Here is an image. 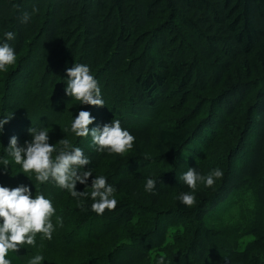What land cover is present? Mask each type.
<instances>
[{
    "label": "trees",
    "instance_id": "trees-1",
    "mask_svg": "<svg viewBox=\"0 0 264 264\" xmlns=\"http://www.w3.org/2000/svg\"><path fill=\"white\" fill-rule=\"evenodd\" d=\"M24 12L31 13L28 23H21ZM3 31L15 33L9 43L17 59L0 73V115L12 114L0 133V156L6 155L3 148L10 136L22 144L25 121L31 124L42 117L39 107L44 115L52 114L51 124L56 103L66 112L75 109L66 116L67 126L61 125L63 135L84 148L91 161L85 167L106 175L118 200L113 210L97 215L87 207L91 200L77 201L31 176L33 190L53 201V224L56 216L62 224L51 240L39 241L37 234L38 247L25 246L28 251L21 249L14 264H28L39 253L43 264H155L161 255L166 264H226L230 257L246 258L250 264L261 258L264 264V0H0ZM75 63L90 66L105 105H78L64 95L65 67ZM172 82L179 87L172 96H177L176 103L169 99ZM248 98L253 101L244 123L240 127L237 115V123L230 125L239 133L237 140L217 154L222 157L218 163L226 160L219 185L192 206L180 204L176 196L189 191L179 179L184 166L200 171L215 143L218 131L208 121L222 115L225 125V116H233ZM182 105H188L186 113ZM79 108L89 109L98 124L110 121L108 113L121 114L112 119L135 135V154L125 158L124 153H97L85 138L75 137L69 125ZM142 109L168 117L163 127L152 129L155 135L147 126H124L127 116ZM202 113L207 116L202 118ZM252 135L248 159L236 169L233 162ZM18 171L10 160L9 170L0 171V184H30L28 174ZM147 177L157 179L155 194L144 191ZM76 188L86 192L89 185L77 182ZM220 191L222 198L228 197L227 191L235 193L234 203L249 192L255 205L246 210L238 202L226 219H219L225 223L237 218L236 211H250L245 224L252 242L243 251L228 250L216 258L213 247L222 239L206 213ZM169 220L184 231L166 245Z\"/></svg>",
    "mask_w": 264,
    "mask_h": 264
},
{
    "label": "clouds",
    "instance_id": "clouds-1",
    "mask_svg": "<svg viewBox=\"0 0 264 264\" xmlns=\"http://www.w3.org/2000/svg\"><path fill=\"white\" fill-rule=\"evenodd\" d=\"M32 11H36L35 6ZM30 18L31 13L24 12L21 23L30 22ZM14 40L13 31L0 34V73L16 62V50L9 43ZM64 72L67 77L63 88L66 97L78 101V105H105L101 86L88 64H71L65 67ZM11 115H0V133ZM95 120L89 109L79 108L71 117L70 131L77 138H90V144L95 146L97 153L123 154L132 149L135 135L127 127H122L119 119L103 124L94 123ZM27 132L30 138L22 144L18 143L16 135L10 136L3 148L6 155L0 156V171L9 170L11 160L20 168L17 173H27L25 176L31 182L16 186L0 184V264H14L21 249L28 251L25 246L38 247L37 234L41 239L51 240L55 227L62 224L60 216H56V225L53 224L52 217L56 213L53 201L45 192L36 191L35 187L33 190L31 176L40 185L53 184L60 190H66L77 201L80 198L91 200L87 207L97 215L103 214L105 209L113 210L118 203L108 177L95 175L90 167H85L91 161L83 147L66 138L59 139L58 144L50 143V131L43 126L29 127ZM222 176L220 168L202 174L196 167L189 166L179 177L189 191L180 192L176 199L182 205L192 206L196 201L197 186L203 184L210 188ZM77 182L89 185V190H78ZM156 185L157 179L147 177L144 191L155 194ZM44 261L43 255L35 254L30 256L28 264H43ZM155 264H166V257H156Z\"/></svg>",
    "mask_w": 264,
    "mask_h": 264
},
{
    "label": "rangeland",
    "instance_id": "rangeland-1",
    "mask_svg": "<svg viewBox=\"0 0 264 264\" xmlns=\"http://www.w3.org/2000/svg\"><path fill=\"white\" fill-rule=\"evenodd\" d=\"M177 84L175 82H172L170 85V90L171 91V95L169 97L170 101L176 103L177 102V96L176 97H172L173 95L178 94L176 90H179V87L177 88ZM221 86H219L218 88H220ZM221 89V88H220ZM223 89V88H222ZM221 89V91H222ZM212 90H218L217 87L215 88H211L206 92V96L208 94H210L211 92H213ZM111 100V98H109V101ZM252 98H248L246 99L241 105H239L235 111L233 113H235L233 116L229 115V116H225V125L221 122L222 120V115H220L219 117H215L213 118V120L211 119L210 124H212V128L213 130H217V135H216V139H215V143L213 145V147L209 150L207 157L202 161V167H200V172L202 174H206L208 171H210L213 168H220L222 171L225 169L224 168V161L226 162V160L224 159V161L222 163H218L216 160H222L221 156H217V154H221V152L224 151V149L226 147L232 144L231 141L232 139H234L235 141L237 140V137L239 136V133L234 132L233 127H230L231 124H236V116H239V121H240V127L242 126V124L244 123L245 119H246V110L248 107V104L250 102H252ZM59 106V109L58 108ZM188 105H182V108L184 110V112L186 113L188 111L187 108ZM190 108V107H189ZM39 110L41 112V116L39 117V119L37 120H32L31 124L28 123V119L25 121V126L23 127L22 133L20 132V138L21 136L23 137V141L26 139H29V134L27 132V129L29 127L32 126H43L45 127L47 130L50 131L49 135H50V143L54 142V143H59V139L62 138H66L63 135V127L65 124V126H67V121H66V116L70 115L72 112H75V109H73V111H68L66 112V107H60V104L56 103V108L54 106V111H55V117L56 114L58 115V120L54 119V115H53V122L55 121V124H51L49 122L48 117H50L52 114L50 115H44L43 112L44 110L41 109L39 107ZM194 112V111H192ZM156 110H145L142 109L140 110L139 113L135 114V113H131L129 116H127L126 120L124 121L126 124L124 126H132V127H137V128H141V127H146L148 128V130L152 131V133L155 135L157 133V131H154L152 129L159 130L161 127L164 126V123L166 122L167 118H162L161 115H159V117L157 115H155ZM113 115H109V119L111 120L113 117L115 118H119V116H121V114L118 113H112ZM224 115V114H223ZM207 116V114L205 115V113L201 114L202 118H205ZM211 118V117H210ZM10 119V118H9ZM210 120V119H209ZM12 121V119H10V122ZM166 124V123H165ZM62 125V126H61ZM64 126V127H65ZM232 126V125H231ZM14 128V126H13ZM68 139V138H66ZM85 140L87 141L85 144L89 145L90 144V138H85ZM252 140H253V135L250 137V140H248L249 142L246 144V147H244V149L242 150V152L239 155V158L233 162V165L236 169H238L243 162H245L248 159L249 156V152H250V146L252 144ZM22 141V143H23ZM73 141L70 140L71 143ZM234 141V142H235ZM227 149V148H226ZM134 144L132 149L126 151L122 156L125 158L131 157L132 155H134ZM112 155H117V154H111ZM212 157H211V156ZM113 157V156H112ZM130 159V158H129ZM136 160V159H135ZM140 160V159H139ZM140 163V162H139ZM226 164V163H225ZM241 164V165H240ZM184 167H186L185 169L187 170L189 165H185ZM168 170V169H166ZM224 174V172H223ZM264 177V171L262 173V175ZM220 179L216 180V182L214 183V185L210 188H206L203 186V184H199L195 190V197H201L204 194H206L208 191L211 192L212 190L215 189V187H217V185H219L220 183ZM231 183V182H228ZM17 185V184H16ZM39 191V190H38ZM64 192H67L66 190H63ZM172 192V191H171ZM230 193V191H227ZM221 194L217 193L216 197L218 199H216V203L213 202L214 204H211L210 202H208V206H209V211L207 208V216H209L211 219H213L216 222L215 225V231L219 232L220 231V238L222 239V241L220 240L219 242H217L213 247V257H222V255L228 251V250H233V251H243V249L246 248V245L249 244V242H252V237L251 236H247L249 232V225L245 224L249 218V213L250 211H246L248 209H251L253 205H255V199L251 198L249 195V192L247 194H242V198H240L238 196V200L236 203H234V201L236 200L237 197L235 193H227L228 197L227 198H222L223 197V191H220ZM222 196V197H221ZM221 200V201H220ZM221 202V204H217L218 202ZM197 202V199L195 201V203ZM238 202H242L243 207L246 209H244V211H242V213H239L236 211L235 216L237 217L235 220L232 221H226L225 223H220L219 219H226L227 216L229 215V213H231L234 209V207L236 208V204H238ZM232 205V208H231ZM212 206H215L212 208ZM195 207V206H194ZM223 213V214H222ZM261 217L264 220V209H261ZM219 215L220 217H217ZM172 222V220H169V222H165V224L168 225L165 226L168 227V232H167V237H166V245L171 244L174 239V236L176 237L177 235L181 234L184 230L183 227H178L175 226ZM233 222H235L233 224ZM238 224V225H235ZM56 225V224H54ZM60 227L56 226L55 227V231L56 229ZM99 230V228H96ZM192 229V227H191ZM259 234V231H258ZM262 238V247L264 246V234L263 236H261ZM41 237H39V241ZM40 254V253H39ZM264 254V251H262V255ZM251 255V253H250ZM215 258V260H216ZM262 263V259L260 258V260L255 263V264H261ZM225 264V263H223ZM226 264H250V261L246 258H242V259H235L234 257H230V260L226 263Z\"/></svg>",
    "mask_w": 264,
    "mask_h": 264
},
{
    "label": "bare ground",
    "instance_id": "bare-ground-1",
    "mask_svg": "<svg viewBox=\"0 0 264 264\" xmlns=\"http://www.w3.org/2000/svg\"><path fill=\"white\" fill-rule=\"evenodd\" d=\"M203 215V214H202ZM205 218V217H204ZM204 224V223H203ZM211 229V228H210ZM207 249V248H206Z\"/></svg>",
    "mask_w": 264,
    "mask_h": 264
}]
</instances>
